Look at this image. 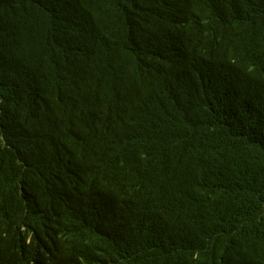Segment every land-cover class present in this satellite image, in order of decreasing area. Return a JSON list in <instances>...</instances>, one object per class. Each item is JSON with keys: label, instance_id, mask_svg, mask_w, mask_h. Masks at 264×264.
<instances>
[{"label": "trees", "instance_id": "1", "mask_svg": "<svg viewBox=\"0 0 264 264\" xmlns=\"http://www.w3.org/2000/svg\"><path fill=\"white\" fill-rule=\"evenodd\" d=\"M0 264H264V0H0Z\"/></svg>", "mask_w": 264, "mask_h": 264}]
</instances>
